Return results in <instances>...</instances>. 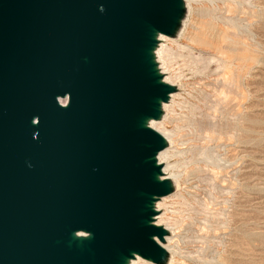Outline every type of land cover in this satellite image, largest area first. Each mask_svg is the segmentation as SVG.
I'll list each match as a JSON object with an SVG mask.
<instances>
[{
  "label": "water",
  "instance_id": "1",
  "mask_svg": "<svg viewBox=\"0 0 264 264\" xmlns=\"http://www.w3.org/2000/svg\"><path fill=\"white\" fill-rule=\"evenodd\" d=\"M184 0H0V264H165L148 125Z\"/></svg>",
  "mask_w": 264,
  "mask_h": 264
},
{
  "label": "bare ground",
  "instance_id": "2",
  "mask_svg": "<svg viewBox=\"0 0 264 264\" xmlns=\"http://www.w3.org/2000/svg\"><path fill=\"white\" fill-rule=\"evenodd\" d=\"M217 1L222 7L212 14L211 26L206 24L208 28L202 30L200 36L192 38L190 43H186L178 52L182 60L181 68L174 70L165 64L166 70L170 72L163 78L165 82L180 88L186 86L188 83L184 73L186 72L191 76L192 82L199 83L198 102L195 104L188 102L187 112L182 115H173V106L168 102L162 103V110H168L170 113H163L158 120L148 121V125L158 131L167 143L166 147L157 154V160L162 164L164 177L171 181L175 189L177 188L172 197L189 201L182 193L184 183L195 180L199 185L195 192L186 193L191 200L186 208L188 212H185L186 217H170L162 213L155 218L156 224L168 231V235L161 242L168 252L165 264H217V260L215 261L208 251V246H199L197 250H191L180 247L179 243L180 241L185 243L187 239L193 244L194 241L206 244L209 239L207 233L217 229L216 216L221 211L216 210L210 213V206L217 204L215 202L217 195L222 197L229 191V178L227 179L229 168L237 169L229 163L231 158L227 156L229 149L226 138L231 135L235 142L239 141L237 132L240 128L242 105L239 90L243 80L240 75L243 66L241 51L244 44L243 38L252 40L254 37H251L253 33L247 31V27L241 23L243 22L240 15L242 4L247 5L246 2ZM247 45L253 48L254 43H247ZM174 96L170 95L169 100ZM168 124H171V127ZM232 158L235 160L233 164L237 165L236 155ZM234 176L238 177L237 172ZM200 189L205 196L204 199L197 195ZM170 197L171 195L161 197L155 202V208L159 211L162 206L168 204ZM197 227H200L201 232L197 230ZM135 258L140 259L143 264H152L138 256ZM179 260L181 262H178Z\"/></svg>",
  "mask_w": 264,
  "mask_h": 264
},
{
  "label": "rangeland",
  "instance_id": "3",
  "mask_svg": "<svg viewBox=\"0 0 264 264\" xmlns=\"http://www.w3.org/2000/svg\"><path fill=\"white\" fill-rule=\"evenodd\" d=\"M243 2H246L247 5L242 4L240 15L243 22L241 23L247 27V31L253 33L251 37L254 39L252 41L250 38H243L242 49L245 50L241 51V63L244 67L242 66L240 73L241 80H243L239 90L242 104L239 118L240 128L237 132L239 141L235 142L231 135L226 138V145L229 149L227 156L231 158L229 163L237 169L233 170L230 167L228 170L227 179L229 178L230 188L226 194L222 195L224 199L217 195L215 201L217 204L210 206V213L216 210L221 211L216 216L218 219L217 229L207 233L209 239L206 244L198 241H194L193 244L187 239L185 243L182 241L179 243L180 247L191 250H197L199 246H208V251L214 260H217V264H264V0H242ZM184 5L185 15L181 20L182 26L178 29L177 34L172 37L162 35L158 37L160 41L154 54L163 78L170 74L166 70L165 64L174 70L181 68L182 60L178 55L181 47L190 43L192 38L200 36L202 30L210 27L213 23L212 14L222 7L217 0H184ZM251 42L254 43L253 48L247 45ZM184 73L185 78H188L186 80L188 81L187 85L181 86V88L175 86L177 89L171 95L176 97H171L167 101L173 106V115L185 114L189 104L197 103L200 98L198 95L199 83L192 82L189 73ZM244 77L246 78L244 79ZM162 111L166 114L170 113L168 110ZM168 126L171 127V124ZM235 155L238 161L237 165L233 164L235 160L232 156L235 157ZM235 172H237L238 177L234 176ZM198 186L195 180L184 183L182 193L189 201H184L179 197L174 199L172 194L176 192L177 188L173 187L174 190L169 194L171 199L169 198L168 204L159 209L157 216L163 213L170 217H186L187 205L191 203L190 196L186 193L195 192ZM197 195L202 199L205 198L201 189ZM181 205H183L182 208ZM197 230L201 232L200 227H197ZM129 264L143 263L140 259L134 258L129 261Z\"/></svg>",
  "mask_w": 264,
  "mask_h": 264
}]
</instances>
